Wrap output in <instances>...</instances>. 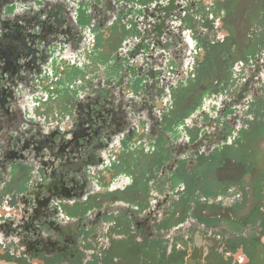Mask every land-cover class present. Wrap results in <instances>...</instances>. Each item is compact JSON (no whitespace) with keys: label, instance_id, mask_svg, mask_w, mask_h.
<instances>
[{"label":"flooded vegetation","instance_id":"obj_1","mask_svg":"<svg viewBox=\"0 0 264 264\" xmlns=\"http://www.w3.org/2000/svg\"><path fill=\"white\" fill-rule=\"evenodd\" d=\"M241 1L0 0V262L262 243L260 217L186 194L264 128V0ZM213 180L214 202L243 204Z\"/></svg>","mask_w":264,"mask_h":264},{"label":"rangeland","instance_id":"obj_2","mask_svg":"<svg viewBox=\"0 0 264 264\" xmlns=\"http://www.w3.org/2000/svg\"><path fill=\"white\" fill-rule=\"evenodd\" d=\"M206 2H210L212 0H205ZM247 0H242L241 3L243 5L247 4ZM253 150L254 154L249 158H243V162H250L249 166H247L242 161L232 162L228 167H224L218 172L213 173V178L215 180H222L224 182L227 181H235L239 182V184H243L246 191V199L243 204L234 208L232 211H229L227 214V210H223L221 214L228 215L231 219L230 214L233 219L236 218H244L250 212H252L255 207L258 205V198L256 196V189H263L261 181H264V128L260 130V133L257 137H255L253 141ZM260 188H259V187ZM212 212L210 210H206L203 216L210 215ZM226 216V217H228ZM231 228V227H229ZM194 244L199 249H204L203 253L207 254V251L213 246L217 245L214 241L205 238L202 235H195ZM245 243L239 244L238 248L235 251H232L229 255L224 256L226 260H230L232 264H249L250 257L245 253L244 250H249L252 253V249L254 248V244L244 245ZM262 244L264 245V238L262 239ZM238 245V244H237ZM245 246V247H244ZM120 249V248H119ZM118 249V250H119ZM257 253L253 254L255 259H258V264H264V247L261 248ZM117 255L123 256L122 252H117ZM124 258L129 261L132 256L124 255ZM22 262H18L17 264H21ZM0 264H5L0 262ZM23 264V263H22ZM29 264H43L42 261L39 260H31ZM187 264H203V262L192 261Z\"/></svg>","mask_w":264,"mask_h":264},{"label":"trees","instance_id":"obj_3","mask_svg":"<svg viewBox=\"0 0 264 264\" xmlns=\"http://www.w3.org/2000/svg\"><path fill=\"white\" fill-rule=\"evenodd\" d=\"M213 171L214 168H210L207 171L206 180L204 182L196 181L193 179L192 175H190L187 183L186 194L188 195L190 201H198L199 198L203 197L205 199L204 210H210L215 215V217H217L220 214V211H223L224 209L222 208L221 204H217L216 202H214L218 196V193L214 192L213 189ZM198 191H200L199 195L197 193ZM225 191L226 190H223V192ZM256 196L258 197V205L252 211V214L254 217H260L261 221L256 226L261 230L262 236H264V189L257 190ZM210 200H212L211 203ZM226 210L227 214H229V211H232L233 209L228 208ZM206 222L212 224L214 223V220H211L210 222L206 220ZM260 240L261 238H257L255 237V235H253V237L251 238H245L243 236H240L235 239H230L228 241L227 247L230 251H235L238 248L239 244H254L252 253L247 249L244 251L250 257L249 264H258L259 260L255 259V256L253 254H256V251H259L261 248L264 247ZM176 251L177 250H174V255L170 256L166 254V248H164V252L161 256H151L149 254L145 256H137L133 259L130 258L132 260L125 261V264H187L192 261H196L198 263L203 262V264H232L230 260H226L224 258V255L218 251L217 245L210 248L206 255L201 249L198 248H194V250H191L190 252H188V249L184 252Z\"/></svg>","mask_w":264,"mask_h":264}]
</instances>
